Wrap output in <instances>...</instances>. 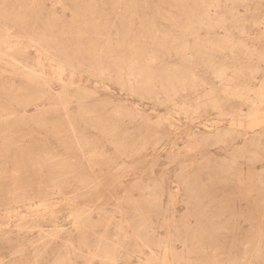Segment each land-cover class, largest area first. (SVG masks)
I'll use <instances>...</instances> for the list:
<instances>
[{
    "label": "rangeland",
    "instance_id": "374dc122",
    "mask_svg": "<svg viewBox=\"0 0 264 264\" xmlns=\"http://www.w3.org/2000/svg\"><path fill=\"white\" fill-rule=\"evenodd\" d=\"M0 1V264H264V0Z\"/></svg>",
    "mask_w": 264,
    "mask_h": 264
},
{
    "label": "bare ground",
    "instance_id": "6f19581e",
    "mask_svg": "<svg viewBox=\"0 0 264 264\" xmlns=\"http://www.w3.org/2000/svg\"><path fill=\"white\" fill-rule=\"evenodd\" d=\"M5 1V0H4ZM19 1V0H18ZM30 2H31V4H35L36 2H37V0H29ZM125 1V0H124ZM236 1H238L239 3L240 2H247V0H236ZM1 2V1H0ZM20 2V1H19ZM23 2V1H22ZM237 2V3H238ZM26 3V2H25ZM126 3V2H125ZM23 4V3H22ZM38 4V3H37ZM39 5V4H38ZM201 5H202V7H203V15L204 16H206V18H208L207 20H209L210 19V8L212 7V4L211 3H206L205 1H203V0H201ZM233 5V4H232ZM6 6V5H5ZM15 6V5H14ZM56 7V6H55ZM20 8V7H19ZM41 8V7H40ZM29 9V8H28ZM32 9H34V8H32ZM8 10V9H7ZM3 11V10H2ZM5 11V10H4ZM27 11V10H26ZM7 13V12H6ZM31 13H32V11H31ZM234 14V13H233ZM0 15H2V13H0ZM23 15V14H22ZM20 13H18L17 11H13L11 14H9L8 15V18H10L11 20H13L14 22H16L18 25H24L23 24V21H24V18H26V17H24V16H22ZM32 15V14H31ZM228 15V14H227ZM237 14L235 13L234 14V19L235 18H237ZM218 18V17H217ZM206 19H203L202 17L200 18V21L202 22V21H205ZM221 20V19H220ZM219 21V20H218ZM221 21H223V20H221ZM221 21H219L218 23L219 24H222V22ZM211 22V21H210ZM215 22H217V21H215ZM233 22V21H232ZM231 22V23H232ZM225 24V23H224ZM208 25H210L209 27H208V29L207 30H210L211 32H213L211 29H212V24L211 23H209ZM215 26H217V25H215ZM214 27V26H213ZM220 27H223L222 25L220 26ZM226 28V25L223 27V28H221V29H225ZM203 29V28H202ZM216 29V28H215ZM219 30H220V28H219ZM0 31H1V29H0ZM206 31V30H205ZM215 31V30H214ZM211 32H209L210 34H211ZM134 33V32H133ZM229 33V32H228ZM96 35H99V33H97ZM197 35V34H196ZM232 35V34H231ZM0 36H2V32H0ZM199 36V35H198ZM200 36H201V33H200ZM193 39V38H192ZM98 40V39H97ZM97 40L95 39L94 41L93 40H89V41H87V42H85L84 40H83V38H77V40H74V41H71V42H69L68 44V46H64V47H62V48H55V50L54 49H46V51H47V53L48 54H50V55H54V56H57V52H59V53H61L60 55H61V57L62 56H69V53H70V51L72 50H74V47H73V45H74V43H82V44H79V45H77V47H81V48H79V49H77L78 51H80V50H82V49H84V50H86L90 55H93V56H96V57H106L107 55L104 53V52H106V51H108V50H103V52L100 54V52L101 51H99L98 49H97V44H96V42H97ZM230 41V40H229ZM232 41V40H231ZM224 43H225V41H224ZM228 43V42H227ZM235 43V42H234ZM116 44V43H115ZM230 45H231V48H230V50L231 49H233L235 46H238L239 44H237V42L235 43V44H232V43H229ZM219 47H222V45H219ZM225 47H227V45L226 46H224V48ZM232 51V50H231ZM214 52V51H213ZM228 52V51H227ZM230 52V51H229ZM92 53H94V54H92ZM166 53V52H165ZM218 53H220V51L218 52ZM190 54H193V53H190ZM236 54V53H235ZM3 55V54H2ZM59 55V56H60ZM217 55V54H216ZM247 55V54H246ZM133 56H135V49H132L131 47H130V49H121L120 51H119V54H118V57H120V59H122V60H129L130 61V59H132L133 58ZM8 57V56H7ZM175 58V57H174ZM244 58V57H243ZM191 59V58H190ZM193 59V58H192ZM195 59V58H194ZM151 60H156L154 57H152L151 58ZM203 60V59H202ZM214 60V59H213ZM16 61V60H15ZM152 62H154V61H151L150 63H147V64H145V68L144 69H140L139 71H137V70H135V69H132V71H131V73L132 74H137V75H142V74H145L146 72H148V70L149 69H151L150 68V65L151 66H153L154 67V65H155V63H152ZM195 62V61H194ZM125 63H127V62H125ZM157 63V62H156ZM215 63H217L218 64V61L216 60V62H214V63H212V61H206V62H204V64L209 68V69H211V70H215V72H216V70H217V67H216V65H215ZM8 64V63H7ZM128 64H130L131 66H133V63L132 62H130V63H128ZM153 64V65H152ZM195 64V63H194ZM9 65H11V64H9ZM14 66V68H15V72L14 73H16V74H18V75H23V74H25L26 75V72L24 71V70H22L21 68H20V66L19 65H13ZM195 67V66H194ZM204 67V66H203ZM216 68V69H215ZM155 69H156V67H155ZM167 69V68H166ZM187 69V68H186ZM189 69V68H188ZM153 70V69H152ZM189 71V70H188ZM167 72V71H166ZM193 72V71H192ZM218 72H221V75L220 76H218V75H216V76H218V77H221V79L222 80H225V78L228 76V74L226 75V72H225V70H220V71H218ZM233 72V71H232ZM189 73H191V71H189ZM149 74V73H148ZM192 74H194V73H192ZM189 76V75H188ZM199 77V76H198ZM198 77H193V78H190L189 80H187V81H189L188 83H193L192 85H195V84H197L198 85V83H200V82H202V80H201V78L199 79ZM203 79V78H202ZM28 80L31 82V83H33V84H35L37 87H39L40 88V90H41V92H42V94H41V98L42 97H45V95H48L47 93H48V90L50 89L49 88V86H48V84H47V82L45 81V80H41L40 78H38V77H35V76H29L28 77ZM160 81H161V79H160ZM219 81V80H218ZM227 82V81H226ZM221 83H223V82H221ZM149 84V83H148ZM39 85V86H38ZM197 85H196V89H197ZM201 85H202V83H201ZM162 86V85H161ZM200 86V85H199ZM225 87V86H224ZM150 89V94H154V88L152 89L151 87H149ZM165 87H162V89H161V92L164 94V95H166L167 96V98H168V100L169 99H172V98H174L175 99V97L176 96H178L179 97V92H180V88H177L176 90H174V89H172V90H170V89H164ZM185 88V90H186V86L184 87ZM195 88V87H194ZM132 89L133 90H135V91H139L141 88H133L132 87ZM195 89V91H196V93H197V90ZM238 89V88H237ZM191 90H192V88H191ZM194 90V89H193ZM229 90V89H228ZM243 90V89H242ZM182 91H184L183 89H182ZM199 91V90H198ZM230 91V90H229ZM233 91V90H232ZM239 92V91H238ZM237 92V93H238ZM180 93H182V92H180ZM244 93H245V91H244ZM243 92H242V94H244ZM229 95L231 94V96H232V92H229L228 93ZM235 94V96H239L240 97V93H238L237 95H236V93H234ZM234 94H233V96H234ZM241 94V95H242ZM22 95V94H21ZM206 95H208L207 97H206ZM246 95V94H245ZM180 96H181V94H180ZM204 96V95H203ZM202 96V97H203ZM232 96V97H233ZM248 96V95H247ZM178 97H177V99H178ZM230 97V96H229ZM246 97V96H245ZM245 97H243V99L245 98ZM156 98V97H155ZM205 98L208 100V99H210L211 98V95H209V93L208 94H205ZM215 98H216V96H215ZM259 98H261V96H259ZM246 99V98H245ZM244 99V100H245ZM20 100V99H19ZM200 100H202V98H201V96H200ZM212 100H213V98H212ZM211 100V101H212ZM175 101H176V99H175ZM214 101V100H213ZM174 101L173 100H171V102L169 103V104H171V103H173ZM208 102H209V100H208ZM204 103V102H203ZM211 103H213V104H215V105H218V102L216 101V102H211ZM177 105H178V101H177V103H176ZM173 105V104H172ZM196 105H198V104H196ZM195 105V106H196ZM203 106H204V104H203ZM207 106V105H206ZM211 107V106H210ZM190 108V107H189ZM213 108H214V106H213ZM40 109V108H39ZM194 109V108H193ZM217 109H219V108H217ZM192 110V109H191ZM190 110V111H191ZM215 110V109H214ZM3 112V111H2ZM25 112V111H24ZM119 112V111H118ZM120 113V112H119ZM239 116H244V115H242V114H240ZM1 117V116H0ZM5 117V116H4ZM4 117H1V118H4ZM252 118H254V116L252 117ZM257 118H259V116L257 117ZM46 119V118H45ZM162 120V119H161ZM252 122L254 121L253 119L251 120ZM11 122V121H10ZM165 122V121H164ZM162 124V123H161ZM254 124V123H253ZM99 125V124H98ZM72 127V126H71ZM10 128V127H9ZM113 131H115V130H113ZM112 131V132H113ZM5 132H6V130H5ZM120 132V131H119ZM17 133H18V131H17ZM21 134V133H20ZM2 135V134H1ZM0 135V136H1ZM9 137H12V136H9ZM159 137H160V135H159ZM75 138V137H74ZM77 140V139H76ZM2 141V140H1ZM143 141V140H142ZM2 142H4V141H2ZM12 143V142H11ZM80 145V144H79ZM146 146V145H145ZM137 148V147H136ZM52 156V155H51ZM55 158H51L52 159V161H56V156H54ZM58 157V156H57ZM48 160V159H47ZM56 162H58L59 164H61V166L62 165H70L69 164V161L68 160H57ZM60 166H58L57 168H59ZM29 169V168H28ZM30 170V169H29ZM20 172V171H19ZM50 172V171H49ZM53 172V171H52ZM51 172V173H52ZM48 175H49V177H48V179L50 180V183H51V186L52 187H54V188H58V186L59 187H63L64 186V184H63V182H61L59 179H60V172L59 171H56L55 173H52V174H50V173H48ZM47 175V176H48ZM75 175V174H74ZM84 174H78V175H76V178L79 180H81L80 182H79V185L81 184V185H86L88 182L87 181H84V177H82ZM39 176V175H38ZM35 177H36V174H35ZM67 177V176H66ZM24 178V177H23ZM28 181H30V179L28 180ZM19 182H20V180H19ZM33 183V182H32ZM20 184V183H19ZM24 184V187H21V188H16L15 190H8L7 192H6V195H8L10 198L7 200V198H6V200H5V202L6 203H10V202H15V201H18V202H26V201H28V200H30L29 198H31V196H40V195H42V192L41 191H34L33 193H30V191L28 190L29 188H28V186L30 185L29 183L28 184H26V183H23ZM14 188V187H13ZM9 189V188H8ZM38 190V189H37ZM63 191H64V189H63ZM63 194H65V193H63ZM48 195H50V192L49 193H47V196ZM45 196H46V194H45ZM11 197H14V198H11ZM23 204H25V203H23ZM4 206V205H3ZM9 208V207H8ZM28 210H29V208H28ZM39 224V221H33L32 222V225H34L33 227H37L36 225H38ZM16 244V241H15V243H14V245Z\"/></svg>",
    "mask_w": 264,
    "mask_h": 264
}]
</instances>
